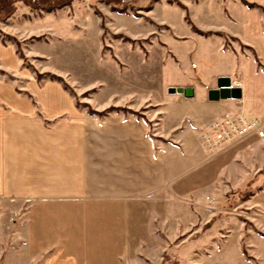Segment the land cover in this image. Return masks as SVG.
I'll list each match as a JSON object with an SVG mask.
<instances>
[{
  "label": "rangeland",
  "instance_id": "obj_1",
  "mask_svg": "<svg viewBox=\"0 0 264 264\" xmlns=\"http://www.w3.org/2000/svg\"><path fill=\"white\" fill-rule=\"evenodd\" d=\"M173 40L181 53L193 43L191 56L173 54ZM209 45L217 56L203 59ZM12 54L38 84L68 85L91 114H137L151 134L171 94L173 68L178 81L205 89L217 86V74L229 75L243 88L242 98L230 100L232 110L264 119V0H73L52 10L17 1L10 16H0V77L27 85L30 76L2 70ZM129 71L146 87L161 86V104L96 109V95L121 88ZM209 151L207 167L182 178L154 207L153 221L134 216L128 238L99 239L103 245L88 254L79 238L76 253L50 264H264V138L250 135Z\"/></svg>",
  "mask_w": 264,
  "mask_h": 264
},
{
  "label": "crops",
  "instance_id": "obj_2",
  "mask_svg": "<svg viewBox=\"0 0 264 264\" xmlns=\"http://www.w3.org/2000/svg\"><path fill=\"white\" fill-rule=\"evenodd\" d=\"M167 43L181 60L194 51L188 41L184 53L176 50L174 40ZM216 52L209 45L201 55L209 59ZM6 61L2 70L30 77L22 86L0 77L2 264L61 262L60 255L76 253L72 248L79 238L86 254L91 253L89 247L103 245L99 239L128 238L134 216L153 221L154 207L173 195L178 182L207 167L211 152L202 138L204 128L240 111L232 110L231 99L210 100L211 88L178 81L173 68V85L167 88L191 86L193 94H169L151 134L145 118L91 114L61 84H38L21 69L17 54ZM131 72L130 80L124 73L121 88L96 95V109L121 105L140 111L147 101L161 104V86L146 87L140 73L132 77ZM220 76L229 75L217 74L216 85Z\"/></svg>",
  "mask_w": 264,
  "mask_h": 264
},
{
  "label": "built area",
  "instance_id": "obj_3",
  "mask_svg": "<svg viewBox=\"0 0 264 264\" xmlns=\"http://www.w3.org/2000/svg\"><path fill=\"white\" fill-rule=\"evenodd\" d=\"M250 135L264 138V119L241 111L212 121L202 138L207 148L215 150Z\"/></svg>",
  "mask_w": 264,
  "mask_h": 264
},
{
  "label": "water",
  "instance_id": "obj_4",
  "mask_svg": "<svg viewBox=\"0 0 264 264\" xmlns=\"http://www.w3.org/2000/svg\"><path fill=\"white\" fill-rule=\"evenodd\" d=\"M169 93H180L191 96L193 90L190 87L171 86L168 88ZM243 96V89L240 85L235 84L230 76H220L217 79V86L208 91V98L212 101L220 99H240Z\"/></svg>",
  "mask_w": 264,
  "mask_h": 264
},
{
  "label": "trees",
  "instance_id": "obj_5",
  "mask_svg": "<svg viewBox=\"0 0 264 264\" xmlns=\"http://www.w3.org/2000/svg\"><path fill=\"white\" fill-rule=\"evenodd\" d=\"M17 1H23L25 4L33 7L52 10L54 8H61L69 5L73 0H0V16H3V18L10 16L15 10V2ZM40 77L41 76H39V78ZM65 88L68 89L69 86L65 85Z\"/></svg>",
  "mask_w": 264,
  "mask_h": 264
}]
</instances>
